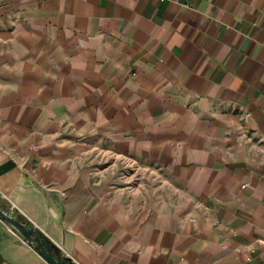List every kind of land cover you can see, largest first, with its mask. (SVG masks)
Here are the masks:
<instances>
[{
	"label": "crops",
	"instance_id": "1",
	"mask_svg": "<svg viewBox=\"0 0 264 264\" xmlns=\"http://www.w3.org/2000/svg\"><path fill=\"white\" fill-rule=\"evenodd\" d=\"M0 208L73 264H264V0H0ZM0 264H48L0 219Z\"/></svg>",
	"mask_w": 264,
	"mask_h": 264
},
{
	"label": "water",
	"instance_id": "2",
	"mask_svg": "<svg viewBox=\"0 0 264 264\" xmlns=\"http://www.w3.org/2000/svg\"><path fill=\"white\" fill-rule=\"evenodd\" d=\"M0 219L33 247L48 264H73L72 260L64 257L60 249L40 229L28 225L15 214L1 208Z\"/></svg>",
	"mask_w": 264,
	"mask_h": 264
},
{
	"label": "trees",
	"instance_id": "3",
	"mask_svg": "<svg viewBox=\"0 0 264 264\" xmlns=\"http://www.w3.org/2000/svg\"><path fill=\"white\" fill-rule=\"evenodd\" d=\"M20 219L23 220L26 223V221L23 218H20Z\"/></svg>",
	"mask_w": 264,
	"mask_h": 264
}]
</instances>
